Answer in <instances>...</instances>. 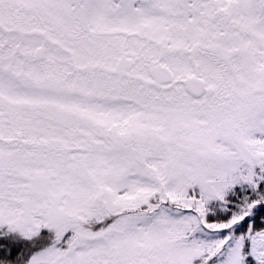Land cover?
<instances>
[{
	"label": "snow or ice",
	"instance_id": "1",
	"mask_svg": "<svg viewBox=\"0 0 264 264\" xmlns=\"http://www.w3.org/2000/svg\"><path fill=\"white\" fill-rule=\"evenodd\" d=\"M0 264H264V0H0Z\"/></svg>",
	"mask_w": 264,
	"mask_h": 264
}]
</instances>
